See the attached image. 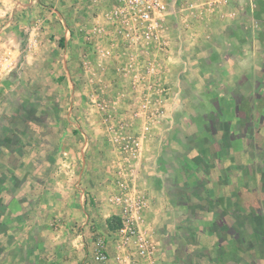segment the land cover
<instances>
[{"label":"crops","instance_id":"0c3cea01","mask_svg":"<svg viewBox=\"0 0 264 264\" xmlns=\"http://www.w3.org/2000/svg\"><path fill=\"white\" fill-rule=\"evenodd\" d=\"M212 1L164 0L167 49L155 57L178 98L165 106L170 118L147 121L135 116L137 92L129 80L112 84L116 74L109 71L119 61L97 59L90 50L92 65L82 66L80 52L89 46L83 35L105 24V0H0V264H97L95 233L108 237V264H150L135 254L132 261L126 253L122 262L115 257L111 226L120 210L110 197L117 192L120 146L104 113L89 102L95 93L105 100L118 95L114 114L126 122L125 135L140 136L150 125L131 188L150 199L143 229L157 247L155 264H264L258 236H251L255 245L243 242V229L257 232L256 218L201 214L208 197L191 181L204 172L210 134L201 127L211 121L205 117L221 123L231 116L228 105L238 110L253 101L263 57L252 46L259 42L255 31L264 30L255 26L264 24V0ZM216 171L215 207L221 187L224 203L227 191L220 184L226 168ZM62 214L61 222L84 226L50 230Z\"/></svg>","mask_w":264,"mask_h":264},{"label":"built area","instance_id":"2783aa9c","mask_svg":"<svg viewBox=\"0 0 264 264\" xmlns=\"http://www.w3.org/2000/svg\"><path fill=\"white\" fill-rule=\"evenodd\" d=\"M105 1L110 6L104 16L105 24L94 26L93 34L88 33L86 41L99 58H115L121 62L117 68L118 75L127 78L131 90L137 92L134 95L136 118L142 117L147 121L159 119L164 114L163 109L170 94L167 86H163L159 62L155 57V51L162 53L167 49L163 39L166 30L163 13L167 10L166 4L164 0ZM228 3L226 0H213L210 5L227 6ZM119 43L121 48H118ZM83 65L88 70L91 67L86 59H83ZM98 96L100 95L93 96V103L104 113L109 131L115 133V142L119 144L122 156L117 192L110 197L111 202L120 210L119 216L112 221V226H116L112 229L119 252L115 256L116 260L122 262L123 253H126L127 260L132 261L131 255L135 254L136 257L155 264L157 247L151 236L143 229L145 214L150 208V199L145 194L133 192L131 188L132 181L136 187L143 142L151 130L150 125H144L140 136L125 135L126 122H120L114 114L117 103H106ZM121 96L126 97V94ZM108 243L106 235L94 234L91 259L95 263L108 264L111 260Z\"/></svg>","mask_w":264,"mask_h":264},{"label":"rangeland","instance_id":"374dc122","mask_svg":"<svg viewBox=\"0 0 264 264\" xmlns=\"http://www.w3.org/2000/svg\"><path fill=\"white\" fill-rule=\"evenodd\" d=\"M255 26L262 27L264 24H259L258 22V24H255ZM255 33L256 35L260 33V35L257 36L259 42H256L257 44H254L255 46L253 45L252 48L258 51L259 54L263 55V57H260L259 55L257 79L253 78V82H255L258 86V91L257 93H254V95L252 94L254 99L251 103H244L243 107L238 110H232L231 106L228 105L227 114H230L231 116L227 119L225 117V120H223L221 123L218 122L217 116L215 115H207L205 117L206 120L211 121L207 122L208 125L206 127H201L208 134H210L209 138L204 142V148L207 152L202 158V169H204V172L200 173V175L196 174L195 176H191V181L194 183V186L197 190L196 192L204 197V200H206L208 197L207 201L209 202V205H205L202 208L201 214H242L243 216H253L254 219L256 218L255 220L257 222L255 225L258 228L256 229L257 232H252L250 234V229H243V242L245 246L255 245L254 243L252 244V242H250V239L251 236H258V241L255 240V242H257L256 245L260 251L264 252V30L260 29L255 31ZM87 34L83 35V42L89 44V42L86 41ZM120 44L121 43L118 44L119 46L117 45L118 48H121ZM83 50V52H80V54L82 53L81 61L86 59L90 62V65H92L91 56H89V53H91L90 50L93 49L90 47V44L88 47L86 45V48L83 47ZM115 60H113V62ZM118 64H121V62L112 63L110 71L106 69V71H109L111 74V70L115 72L116 76L114 75L115 79L112 81V84H114V82L116 83L115 87H117L118 83L120 84L121 82H126V79H121V77L118 75V72H116ZM82 66L84 67L83 63ZM107 74L108 73L106 72L104 73L105 76ZM245 83L248 85V80H246ZM163 86H167L170 93L167 96L168 101L165 104L167 107L168 104L174 100V98L176 99L178 97H175V95L173 96L172 89L170 86L166 85L164 80ZM92 96H89V102L94 104L93 101L91 102ZM120 97L122 98L121 95ZM246 97L247 96H245V98ZM248 97H250V95H248ZM102 99L106 103L111 104L116 102L117 105L119 104V102H117L119 101V98L116 93L108 100H105L106 96H103ZM163 112L164 114L162 117H159V119L170 118L168 108L163 109ZM212 120H216L213 125ZM126 131L129 132V130ZM73 146L74 144L68 146V150H71L70 148L74 149ZM201 146H203L202 143ZM203 160L207 166L204 165ZM118 161L119 164L122 162V156L121 159L117 160V162ZM218 167H220L222 170L223 168H226L225 180L224 176L221 175L220 184L222 186V183H225L227 186V191L226 202L224 203L223 196L225 191L224 187H221V201L219 203L218 201L213 202L216 204L215 207L211 205L210 202L213 201V198L216 199L217 197L213 196L215 193L213 188H216L215 184L219 182L218 180L214 181L219 177L216 174ZM217 192L218 190H216V194ZM209 197H212V199L210 200ZM63 214L60 219H56L54 222H52L50 230L57 231L62 229L75 232L81 230V228L84 226L81 221L66 220V222H61L63 218H66ZM248 225L251 224L248 223ZM90 226L88 228V232L91 236L90 231L92 230L90 229ZM242 226L245 227L246 223L244 222ZM111 227L115 229L116 226L113 225ZM90 238H92V236ZM91 241L93 240L91 239Z\"/></svg>","mask_w":264,"mask_h":264}]
</instances>
